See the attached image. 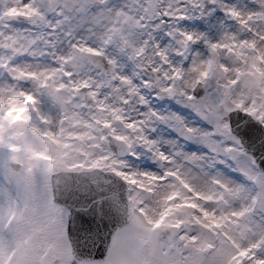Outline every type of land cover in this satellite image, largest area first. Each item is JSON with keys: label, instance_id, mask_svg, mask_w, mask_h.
<instances>
[{"label": "rangeland", "instance_id": "rangeland-1", "mask_svg": "<svg viewBox=\"0 0 264 264\" xmlns=\"http://www.w3.org/2000/svg\"><path fill=\"white\" fill-rule=\"evenodd\" d=\"M42 2L53 0H0V69L8 63L7 45L19 38L29 52L35 41L53 60L62 57V62L74 64L78 74L69 86L58 82L55 71H30L24 73L35 82L29 90L0 87V254L14 240L8 228L27 223L26 248L18 253L17 264H30L32 248L47 249L51 260L64 264H130L134 240L168 233L175 242L181 228L190 232L199 226L198 236L182 237L192 248L187 264H264L261 196L223 182L221 188L203 186L189 196L196 192L198 179L191 173L177 172L175 182L162 187L158 178L141 179L137 171L123 170L130 165L104 163L109 137L134 144L139 149L132 152L137 168L148 170L154 146L161 142L173 151L181 143L199 153L200 146L180 133L195 135L208 127L201 109L214 112L217 119L233 111L215 112L214 95L224 106L237 85L242 97L264 90V49L258 44L264 35L262 22L251 13L246 16L253 0H63L71 11L59 36L49 34L40 22L19 20L21 15H38ZM161 3L167 5L166 18L154 23ZM248 32L259 35L251 39L245 36ZM89 53L105 54L116 73L106 77L93 67ZM159 64L188 68L206 85L208 95L192 107L155 95L151 89L156 86L146 79L145 70ZM86 96L95 104L88 105ZM69 97L78 102L70 105ZM97 168L124 178L130 193L137 186L135 196L129 195L132 230L116 234L103 261H80L68 239L69 211L54 202L51 175ZM241 172L243 168H232L235 176ZM17 189L25 195H18ZM150 199L153 202L134 215L136 205Z\"/></svg>", "mask_w": 264, "mask_h": 264}, {"label": "clouds", "instance_id": "clouds-1", "mask_svg": "<svg viewBox=\"0 0 264 264\" xmlns=\"http://www.w3.org/2000/svg\"><path fill=\"white\" fill-rule=\"evenodd\" d=\"M70 11L63 0H53L51 4L42 2L38 11L40 25L49 34L56 33L59 36L65 32L64 21L69 16ZM167 11L166 4H159L156 9L157 19L153 22H162L166 18ZM248 13L261 19L260 31L264 32V0H253L247 9L246 16ZM248 20H251L250 16ZM31 23L36 24L37 20L33 19ZM256 35L259 33L255 35L252 32L245 33V36L251 39H256ZM258 44L261 49H264V35H260ZM71 47H75V42L72 43ZM7 48L10 49L8 63L0 69V87L4 89L29 90L35 82L25 79L24 73L30 71H55L59 75L58 82L69 86L77 79L74 73L78 74V69L74 64L62 62V57L53 60L35 41H33V51L31 52L19 38L8 44ZM21 49L28 54L24 55ZM146 79H155L160 82L151 89L155 95L173 99L176 103L185 104L189 107L208 95L198 77L188 68L176 67L173 69L172 65L159 64L151 69ZM69 99L70 105L78 102V100H71V97ZM217 99L218 95L212 97L215 112L224 113L228 108L233 109V111L228 112L223 119H217L214 112L201 109L199 115L207 121L208 127L197 129L195 135L184 131L180 133L181 137L186 135L188 140L200 146L199 153L186 150L181 143H177L175 145L176 151H173L167 142H161L158 146H154L155 151L152 152V160L150 161L151 168L148 170L142 167L137 168L136 157L132 155V152L139 151V149L134 144L125 148L109 137V141L105 145L108 149V155L105 157L104 163L112 165L118 161L121 165H130L131 167L123 170L128 172L135 170L140 174L141 179L158 178L156 183L162 187L173 184L177 172L191 173L198 179L194 184L196 192H188L189 196L199 194L203 186H207L209 189L221 188L223 182V185L230 186V189L235 188L249 196L259 195L264 198V155L258 156L249 148L246 138L239 131V125L234 122V117H238L242 122L256 125L264 130V120L260 119L261 115L264 114V90L242 97L239 85H237L236 89L233 90L232 99L226 105L222 106L220 103H216ZM250 109L252 111H249ZM153 122L155 123L154 120ZM145 131L155 138L149 129L145 128ZM129 134L132 135V133ZM105 135H107V130H105ZM218 160L224 161V163H218ZM233 167L243 168V172L239 176H235L232 173ZM115 179L121 183L122 187L128 188V185L119 177H115ZM137 190V186L134 185L130 195L135 196ZM60 192L62 189L57 191V202H59ZM17 193L21 197L25 195L22 189H17ZM152 202L150 199L136 205L134 215H140L139 209ZM196 203L199 204L201 201L197 199ZM204 207L211 209L214 206L204 204ZM197 215L200 213L197 212ZM153 218L157 219L158 216ZM179 218L184 219L183 216ZM118 227L132 230L131 218L122 220ZM8 231L12 233L14 240L0 254V264H17L18 253L26 248L24 238L29 231L28 224H13L8 228ZM199 232V226L190 232L181 228L175 242L170 241L168 233H163L155 239L134 240L128 260L130 264H187L185 257L191 254L192 248L184 242L182 237L185 234L196 237ZM31 252L30 264H64L63 260H51L47 249L32 248ZM46 255L49 256L47 261L44 259Z\"/></svg>", "mask_w": 264, "mask_h": 264}, {"label": "water", "instance_id": "water-1", "mask_svg": "<svg viewBox=\"0 0 264 264\" xmlns=\"http://www.w3.org/2000/svg\"><path fill=\"white\" fill-rule=\"evenodd\" d=\"M21 19L28 22L39 20L38 17ZM89 59L107 76L115 73V65L105 55L91 53ZM150 72L151 69L147 76ZM152 80L156 84L159 82ZM86 100L90 105L95 103L92 97ZM234 122L239 125V131L246 138L249 148L258 156L264 155V130L242 122L238 117H234ZM112 140L128 147L122 141ZM115 177L119 176L100 169L90 173H58L52 176L55 201L57 191L62 189L59 202H56L71 210L69 237L73 254L78 260L103 261L109 253L115 233L121 229L118 225L122 220L131 218L129 187H122ZM120 180L127 184L123 179Z\"/></svg>", "mask_w": 264, "mask_h": 264}]
</instances>
